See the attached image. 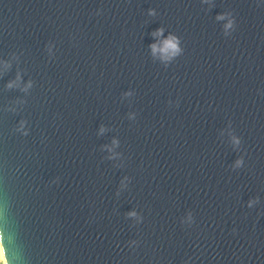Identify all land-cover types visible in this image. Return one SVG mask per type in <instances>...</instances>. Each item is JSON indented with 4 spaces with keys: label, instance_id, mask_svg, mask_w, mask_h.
Wrapping results in <instances>:
<instances>
[{
    "label": "water",
    "instance_id": "1",
    "mask_svg": "<svg viewBox=\"0 0 264 264\" xmlns=\"http://www.w3.org/2000/svg\"><path fill=\"white\" fill-rule=\"evenodd\" d=\"M0 242L264 264V0H0Z\"/></svg>",
    "mask_w": 264,
    "mask_h": 264
},
{
    "label": "clouds",
    "instance_id": "2",
    "mask_svg": "<svg viewBox=\"0 0 264 264\" xmlns=\"http://www.w3.org/2000/svg\"><path fill=\"white\" fill-rule=\"evenodd\" d=\"M167 48H171L173 50H176V44L173 42V40H169L167 43H166V49Z\"/></svg>",
    "mask_w": 264,
    "mask_h": 264
},
{
    "label": "bare ground",
    "instance_id": "3",
    "mask_svg": "<svg viewBox=\"0 0 264 264\" xmlns=\"http://www.w3.org/2000/svg\"><path fill=\"white\" fill-rule=\"evenodd\" d=\"M0 253H1V257H2V259H3L4 264H7V263H6V260H5V257H4V254H3V250H2L1 242H0Z\"/></svg>",
    "mask_w": 264,
    "mask_h": 264
},
{
    "label": "rangeland",
    "instance_id": "4",
    "mask_svg": "<svg viewBox=\"0 0 264 264\" xmlns=\"http://www.w3.org/2000/svg\"><path fill=\"white\" fill-rule=\"evenodd\" d=\"M0 264H4L3 259L1 257V253H0Z\"/></svg>",
    "mask_w": 264,
    "mask_h": 264
}]
</instances>
